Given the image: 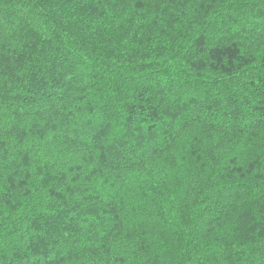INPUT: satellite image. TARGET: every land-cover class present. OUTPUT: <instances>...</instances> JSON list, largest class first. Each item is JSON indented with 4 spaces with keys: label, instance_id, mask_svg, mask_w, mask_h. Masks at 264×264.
<instances>
[{
    "label": "trees",
    "instance_id": "1",
    "mask_svg": "<svg viewBox=\"0 0 264 264\" xmlns=\"http://www.w3.org/2000/svg\"><path fill=\"white\" fill-rule=\"evenodd\" d=\"M264 0H0V264H262Z\"/></svg>",
    "mask_w": 264,
    "mask_h": 264
},
{
    "label": "snow or ice",
    "instance_id": "2",
    "mask_svg": "<svg viewBox=\"0 0 264 264\" xmlns=\"http://www.w3.org/2000/svg\"><path fill=\"white\" fill-rule=\"evenodd\" d=\"M262 264H264V262H262Z\"/></svg>",
    "mask_w": 264,
    "mask_h": 264
}]
</instances>
